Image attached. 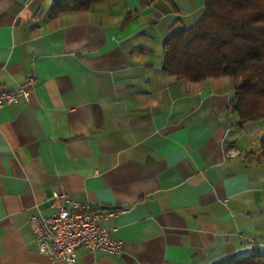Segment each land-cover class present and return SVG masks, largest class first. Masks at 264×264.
Listing matches in <instances>:
<instances>
[{
	"label": "crops",
	"instance_id": "obj_1",
	"mask_svg": "<svg viewBox=\"0 0 264 264\" xmlns=\"http://www.w3.org/2000/svg\"><path fill=\"white\" fill-rule=\"evenodd\" d=\"M0 0V264H67L29 218L52 193L89 203L121 243L74 264H223L264 254V160L231 108L228 75L178 79L162 42L202 0ZM231 148L238 154H231Z\"/></svg>",
	"mask_w": 264,
	"mask_h": 264
},
{
	"label": "trees",
	"instance_id": "obj_2",
	"mask_svg": "<svg viewBox=\"0 0 264 264\" xmlns=\"http://www.w3.org/2000/svg\"><path fill=\"white\" fill-rule=\"evenodd\" d=\"M102 0H67L51 14L85 10ZM203 10L190 26L162 42V69L190 81L232 77L230 100L238 125L264 119V0H202ZM264 160V134L259 139ZM223 264H264V254H249Z\"/></svg>",
	"mask_w": 264,
	"mask_h": 264
},
{
	"label": "built area",
	"instance_id": "obj_3",
	"mask_svg": "<svg viewBox=\"0 0 264 264\" xmlns=\"http://www.w3.org/2000/svg\"><path fill=\"white\" fill-rule=\"evenodd\" d=\"M18 98L27 100L29 92L23 85L14 90L6 89L0 82V106ZM231 154L238 151L231 148ZM55 210L43 215L36 210L30 215L29 224L34 232L37 250L50 258L74 264L81 249L118 253L121 243L111 237V228L103 225L106 216L89 203H78L60 191L51 196Z\"/></svg>",
	"mask_w": 264,
	"mask_h": 264
},
{
	"label": "rangeland",
	"instance_id": "obj_4",
	"mask_svg": "<svg viewBox=\"0 0 264 264\" xmlns=\"http://www.w3.org/2000/svg\"><path fill=\"white\" fill-rule=\"evenodd\" d=\"M247 129L251 132V138L259 139V137L264 134V119H258L254 121L247 122Z\"/></svg>",
	"mask_w": 264,
	"mask_h": 264
}]
</instances>
